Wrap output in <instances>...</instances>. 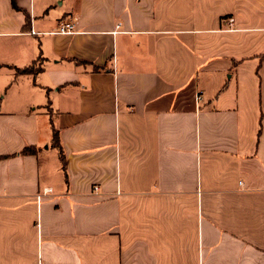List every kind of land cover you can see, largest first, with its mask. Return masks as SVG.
Returning <instances> with one entry per match:
<instances>
[{
    "label": "crops",
    "instance_id": "0c3cea01",
    "mask_svg": "<svg viewBox=\"0 0 264 264\" xmlns=\"http://www.w3.org/2000/svg\"><path fill=\"white\" fill-rule=\"evenodd\" d=\"M16 3L0 264H264V0Z\"/></svg>",
    "mask_w": 264,
    "mask_h": 264
},
{
    "label": "trees",
    "instance_id": "16d2710c",
    "mask_svg": "<svg viewBox=\"0 0 264 264\" xmlns=\"http://www.w3.org/2000/svg\"><path fill=\"white\" fill-rule=\"evenodd\" d=\"M16 1L17 0H11V5L13 6V8L19 9L18 6H17ZM16 71L18 73H26V74H28V73L34 72L35 71V67H33V65L31 64V65H28V67H25V68H16ZM52 140H53V145L56 146L59 149V143H58L57 135H56L55 132L52 135ZM20 152L23 153V154L34 153L35 152V147L34 146H26ZM59 155H60L61 161H63L62 153L59 152Z\"/></svg>",
    "mask_w": 264,
    "mask_h": 264
},
{
    "label": "built area",
    "instance_id": "2783aa9c",
    "mask_svg": "<svg viewBox=\"0 0 264 264\" xmlns=\"http://www.w3.org/2000/svg\"><path fill=\"white\" fill-rule=\"evenodd\" d=\"M73 32H75V21L74 18L71 16V18L60 19V22L58 23L57 28L53 33L72 34ZM198 99L201 98L198 97ZM94 188L96 189L97 187Z\"/></svg>",
    "mask_w": 264,
    "mask_h": 264
}]
</instances>
